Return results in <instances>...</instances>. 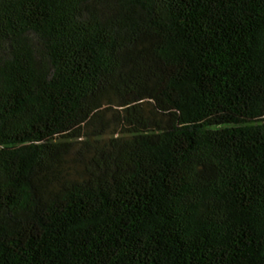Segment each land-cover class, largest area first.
<instances>
[{"label": "trees", "instance_id": "obj_1", "mask_svg": "<svg viewBox=\"0 0 264 264\" xmlns=\"http://www.w3.org/2000/svg\"><path fill=\"white\" fill-rule=\"evenodd\" d=\"M0 264H264V0H0Z\"/></svg>", "mask_w": 264, "mask_h": 264}]
</instances>
